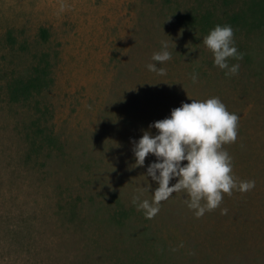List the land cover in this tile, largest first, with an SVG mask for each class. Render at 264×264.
I'll use <instances>...</instances> for the list:
<instances>
[{
    "label": "rangeland",
    "instance_id": "rangeland-1",
    "mask_svg": "<svg viewBox=\"0 0 264 264\" xmlns=\"http://www.w3.org/2000/svg\"><path fill=\"white\" fill-rule=\"evenodd\" d=\"M250 1L0 0V264H264V15L243 24ZM216 24L233 28L235 74L203 43ZM162 41L163 75L146 67ZM40 64L49 86L13 98L9 83ZM212 96L239 115L222 148L255 186L201 216L181 190L146 217L132 198L151 201L157 158L135 165V140Z\"/></svg>",
    "mask_w": 264,
    "mask_h": 264
},
{
    "label": "clouds",
    "instance_id": "clouds-1",
    "mask_svg": "<svg viewBox=\"0 0 264 264\" xmlns=\"http://www.w3.org/2000/svg\"><path fill=\"white\" fill-rule=\"evenodd\" d=\"M202 39L212 52L214 65L225 69L226 75L238 71V63L229 64V58H242L231 25L216 24ZM170 59L167 42L162 41L161 49L153 52L152 62L146 67L163 75L166 70L161 65ZM191 78L195 81L197 74L193 73ZM238 120L237 113L229 112L219 97L212 96L182 102L171 109L170 115L151 122L149 127L158 131L154 135L144 131L135 140L133 154L135 165H144L145 157L154 154L157 159L148 164L147 175L157 181L158 186L152 191L151 201L133 196L132 203L151 218L159 211L162 200L183 190L190 198L188 207L195 209L196 216H201L206 210L218 207L225 193L231 195L233 189L241 192L252 189L255 186L252 180L237 183L232 174V157L222 148L236 140ZM173 177L178 179L170 184ZM221 212L226 213L227 209L222 208Z\"/></svg>",
    "mask_w": 264,
    "mask_h": 264
},
{
    "label": "trees",
    "instance_id": "trees-1",
    "mask_svg": "<svg viewBox=\"0 0 264 264\" xmlns=\"http://www.w3.org/2000/svg\"><path fill=\"white\" fill-rule=\"evenodd\" d=\"M263 15L264 0H252L249 3L248 9L243 13V24H256V22L262 19ZM210 16L211 13H206L202 16V19L207 20L210 18ZM233 19L236 18L234 17ZM42 33L43 36L46 37V30H42ZM48 67V64H40L39 66L35 67V69L30 72L29 75L13 79V81H11L8 85L12 97L17 100H28L33 94H39L45 90L52 81ZM36 125L38 127L40 126L38 123ZM45 129L47 130V127H45ZM41 132H45V130H42ZM42 139L49 145L55 144L57 142V138L52 133V131H48L47 135L43 136Z\"/></svg>",
    "mask_w": 264,
    "mask_h": 264
}]
</instances>
